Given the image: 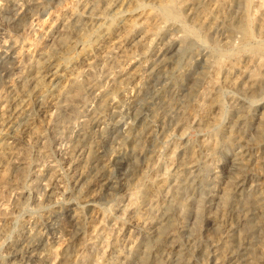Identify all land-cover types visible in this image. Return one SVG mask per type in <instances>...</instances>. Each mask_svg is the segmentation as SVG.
<instances>
[{
  "label": "rangeland",
  "instance_id": "rangeland-1",
  "mask_svg": "<svg viewBox=\"0 0 264 264\" xmlns=\"http://www.w3.org/2000/svg\"><path fill=\"white\" fill-rule=\"evenodd\" d=\"M0 264H264V0H0Z\"/></svg>",
  "mask_w": 264,
  "mask_h": 264
},
{
  "label": "bare ground",
  "instance_id": "bare-ground-1",
  "mask_svg": "<svg viewBox=\"0 0 264 264\" xmlns=\"http://www.w3.org/2000/svg\"><path fill=\"white\" fill-rule=\"evenodd\" d=\"M47 20V19H46ZM52 20H53V18H52ZM42 22V21H41ZM47 22V21H46ZM46 22H43V25H45L46 24ZM49 22H51V21H49ZM49 22H48V25H49ZM39 25V24H38ZM48 25L46 26V27H48ZM39 29V28H38ZM194 159V158H193ZM184 162V161H183Z\"/></svg>",
  "mask_w": 264,
  "mask_h": 264
}]
</instances>
